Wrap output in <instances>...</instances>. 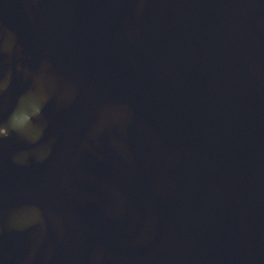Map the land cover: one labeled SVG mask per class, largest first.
Instances as JSON below:
<instances>
[{
	"label": "water",
	"instance_id": "95a60500",
	"mask_svg": "<svg viewBox=\"0 0 264 264\" xmlns=\"http://www.w3.org/2000/svg\"><path fill=\"white\" fill-rule=\"evenodd\" d=\"M28 2L0 0L21 62L47 57L78 91L45 108V138H57L47 161L12 164L15 140L0 150V213L31 202L60 215L67 235L49 233L54 264H86L97 243L129 264H264V0H147L139 16L134 0H40L32 19ZM26 86L14 78L9 106ZM120 104L133 112L132 162L107 135L103 161L78 154L98 108ZM82 171L123 193L119 216L105 214L98 185L74 181L95 195L85 204L60 187ZM149 219L153 238L134 243ZM28 244L27 233H6L0 264Z\"/></svg>",
	"mask_w": 264,
	"mask_h": 264
},
{
	"label": "clouds",
	"instance_id": "9594fccd",
	"mask_svg": "<svg viewBox=\"0 0 264 264\" xmlns=\"http://www.w3.org/2000/svg\"><path fill=\"white\" fill-rule=\"evenodd\" d=\"M40 0H29L25 4V12L29 19L33 18V7ZM135 14L143 13L147 0H134ZM38 10V9H37ZM131 38L133 33H127ZM24 49L17 34L8 26L0 24V150L9 140L21 147L8 155L11 163L17 167H28L32 164H43L52 155L57 138L48 135L45 138L49 121L45 116V108L50 102L57 110L67 107L77 95V84L73 80L64 79L57 73L47 57L32 67L21 62ZM255 71V68L252 69ZM14 78L27 82V86L19 91L9 106V96ZM133 123V112L127 104L101 106L97 110L94 122L89 126L79 141L78 154L90 153L99 161L104 160L98 151L101 138L107 135L112 150L129 163L132 154L125 143L129 126ZM75 163V161H73ZM77 183L98 185L108 193L109 202L105 214L117 217L123 211L124 195L117 188L101 181L89 172H79L76 176L63 174L59 178L60 187L71 192L81 204L95 199L94 193L79 191ZM157 190H161L159 185ZM27 233L29 244L24 254L15 259L14 264H54V247L48 242L51 233L57 243L66 239L64 220L54 210H45L37 203H24L0 213V238L6 233ZM154 236V226L149 219L138 234L134 243L145 244ZM7 261L9 257H2ZM67 264V261H66ZM86 264H129L121 257H110L102 243H97L89 252Z\"/></svg>",
	"mask_w": 264,
	"mask_h": 264
}]
</instances>
